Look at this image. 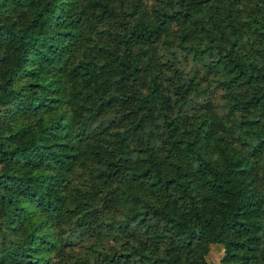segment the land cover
<instances>
[{
  "label": "trees",
  "instance_id": "16d2710c",
  "mask_svg": "<svg viewBox=\"0 0 264 264\" xmlns=\"http://www.w3.org/2000/svg\"><path fill=\"white\" fill-rule=\"evenodd\" d=\"M174 2L93 37L123 0H0V264H208L215 243L264 264V0ZM158 40L205 61L221 112L168 113ZM117 102L129 125L89 135ZM75 165L89 186L65 221Z\"/></svg>",
  "mask_w": 264,
  "mask_h": 264
},
{
  "label": "rangeland",
  "instance_id": "374dc122",
  "mask_svg": "<svg viewBox=\"0 0 264 264\" xmlns=\"http://www.w3.org/2000/svg\"><path fill=\"white\" fill-rule=\"evenodd\" d=\"M175 6L176 3L174 0H123L120 12L101 19L90 18L85 21L83 32L88 36L97 37L98 32H102L105 29L119 31V22H124L127 26L130 25L135 18L150 20L155 17L157 12L162 11V9ZM153 48V55L157 59L156 67L158 70H161H159L160 76L167 93H171L172 95L169 102L170 106L168 113H175L178 107H180L181 111H189L192 105L205 100L210 101L217 112L222 111V92L214 86L212 81L213 75L211 71L207 70L204 60L194 59L189 55H184L183 57L181 52H178L174 45H171L170 50H168L166 43L161 40L156 41L154 46H151V50ZM170 61H174L177 69L181 70V73L175 74V72H173L172 68L168 66ZM191 78L192 83L190 88L185 91L184 100L182 101L181 98H175L173 90L182 83L187 85ZM192 100L196 102L193 103ZM131 114V103L117 102L113 107L103 112L102 115L93 119L88 126V133L91 136H96V134L110 133L114 129L126 127L132 119ZM159 142H162V139H160ZM88 186L89 183L87 182V176L84 170L75 165L70 172L69 182L65 185V191L68 193L67 200L64 204L65 221L73 218L71 213L72 207L77 200L82 199L76 193L75 188L84 190ZM107 241L110 242L111 237H108ZM221 255L222 247L215 243L209 245L208 252L204 257L208 264H222L220 262ZM89 259L92 260L91 258ZM61 261L62 260L55 264H61Z\"/></svg>",
  "mask_w": 264,
  "mask_h": 264
}]
</instances>
